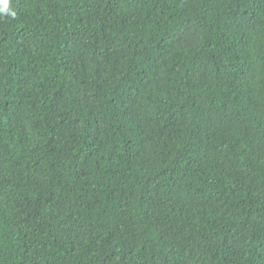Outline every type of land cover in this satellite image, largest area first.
I'll return each mask as SVG.
<instances>
[{"label":"trees","instance_id":"obj_1","mask_svg":"<svg viewBox=\"0 0 264 264\" xmlns=\"http://www.w3.org/2000/svg\"><path fill=\"white\" fill-rule=\"evenodd\" d=\"M0 264H264V0H11Z\"/></svg>","mask_w":264,"mask_h":264},{"label":"clouds","instance_id":"obj_2","mask_svg":"<svg viewBox=\"0 0 264 264\" xmlns=\"http://www.w3.org/2000/svg\"><path fill=\"white\" fill-rule=\"evenodd\" d=\"M11 0H0V18L4 15L15 17L16 11L15 9L10 7Z\"/></svg>","mask_w":264,"mask_h":264}]
</instances>
